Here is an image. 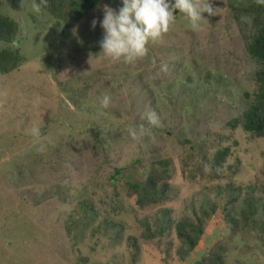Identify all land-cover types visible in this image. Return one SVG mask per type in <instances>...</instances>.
<instances>
[{
	"label": "rangeland",
	"instance_id": "obj_1",
	"mask_svg": "<svg viewBox=\"0 0 264 264\" xmlns=\"http://www.w3.org/2000/svg\"><path fill=\"white\" fill-rule=\"evenodd\" d=\"M255 1L210 0L215 15L195 28L177 9L148 56L125 64L100 54L103 7L118 11L122 0L77 23L34 12L33 0H0L20 24L0 50L25 58L0 73V264H264V137L227 125L259 87L247 52L254 6L242 11ZM140 125L152 135L134 141L127 129ZM132 184L166 194L140 204ZM249 200L253 221L241 214ZM185 219L202 228L190 252L177 233Z\"/></svg>",
	"mask_w": 264,
	"mask_h": 264
},
{
	"label": "trees",
	"instance_id": "obj_2",
	"mask_svg": "<svg viewBox=\"0 0 264 264\" xmlns=\"http://www.w3.org/2000/svg\"><path fill=\"white\" fill-rule=\"evenodd\" d=\"M103 0H48L47 6L42 8L48 11L54 18L77 23L94 9ZM40 0H36L39 3ZM254 6V9H253ZM232 11L240 19L239 8L235 5H230ZM251 8L254 10L252 24L256 31L252 35L248 45V54L260 65L256 75V81L259 85L257 93L254 94V100L251 106L243 113L241 117H235L230 120L227 125L230 128L236 129L242 127L246 132L255 135L256 137H264V5L257 4L255 1L247 7H243V12L251 13ZM20 32V24L11 17L4 15L0 11V42L15 43ZM25 61V58L18 50L3 49L0 50V73L9 74L15 71ZM230 155V148L226 147L219 150L213 157L214 169L219 171L223 168L227 158ZM166 167L168 163L161 162ZM121 169L116 168V174L121 175ZM114 179H118L115 177ZM131 188H137L141 191L138 202L158 201L160 195L166 194V187L161 190L148 191L140 184H132ZM232 199V198H231ZM246 208L241 211L243 218L246 221H253L255 213V203L251 200L246 202ZM198 222L185 219L177 225V233L184 246H187L188 251H193L198 244V239L202 234V228L197 225ZM146 233L149 235L151 228L148 222H144Z\"/></svg>",
	"mask_w": 264,
	"mask_h": 264
},
{
	"label": "clouds",
	"instance_id": "obj_3",
	"mask_svg": "<svg viewBox=\"0 0 264 264\" xmlns=\"http://www.w3.org/2000/svg\"><path fill=\"white\" fill-rule=\"evenodd\" d=\"M257 4L264 5V0H256ZM48 0H33L32 10L36 13L46 7ZM123 6L118 11L104 5V16L100 26L104 35L100 41L101 53L105 58L113 61H122L125 64H134L149 54V43L160 40L175 24V10L183 13L192 26L199 27L202 13L215 15V9L210 0H122ZM97 20L93 19L91 25L96 27ZM155 65V60H153ZM166 64L160 65V72L166 73ZM159 75V73H157ZM100 104L107 109L111 104V96L102 94ZM148 124L160 127V119L155 111L146 112ZM31 134L39 139L40 129L33 127ZM129 136L135 141L144 136L152 135L151 128L140 125L139 128L129 127ZM154 138V136H153Z\"/></svg>",
	"mask_w": 264,
	"mask_h": 264
}]
</instances>
